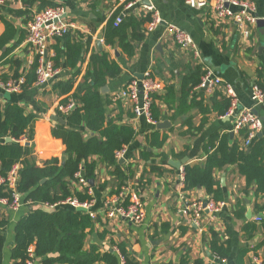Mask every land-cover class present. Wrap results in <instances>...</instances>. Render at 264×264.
Returning a JSON list of instances; mask_svg holds the SVG:
<instances>
[{
	"label": "crops",
	"instance_id": "0c3cea01",
	"mask_svg": "<svg viewBox=\"0 0 264 264\" xmlns=\"http://www.w3.org/2000/svg\"><path fill=\"white\" fill-rule=\"evenodd\" d=\"M126 2L134 5L127 10ZM53 5L64 6L66 18L75 23L76 27L68 32V38L71 43L82 44V61L77 68L66 65L65 40H51L48 46L50 58L60 69L57 80L45 87L37 86L34 81L28 89L17 93L4 92L0 87V105L3 107L8 101H15L27 113L35 114L33 127L26 133L27 139L23 140L24 135L20 143L30 146L32 158L37 165L43 166L47 158L61 159L64 155L65 145L52 135L53 127L60 123L54 117L64 118L58 106L74 99L72 93L84 81L93 55L106 53L110 61L120 66V74L110 77L107 90L101 93L107 100L108 115L119 117V124H129L135 129L134 140L126 146L123 157L117 158L118 170L128 178L122 182L115 166L94 156L92 159L97 162L95 180L86 179L81 171L79 173L89 182L88 186L78 180L69 182L72 194L83 192L92 196L88 201H91L96 218L86 248L96 245L105 252L121 246L137 264H182L184 260L193 264L198 258L210 264L215 259L210 242L216 233L218 240L231 249L225 264H264V195L256 194L254 183L247 186L246 177L240 173L237 163L217 167L213 172L226 202L222 211L215 215L206 214L198 224L182 211L187 202L211 196L204 187L186 188L180 179L186 165L205 164L211 151V139L229 133L245 147L244 130L233 132L235 117L227 115L228 97L220 85L200 84L193 88L187 103L178 108L182 78L195 65H201L203 71L211 70L214 76L233 84L240 107L253 105L251 84L258 83L264 89V0H256L260 20L249 38L243 37L232 21L216 20L210 13L187 6L183 0H4L0 3V36L6 31V21L14 26L16 34L0 49V80L4 81L3 77L8 81L21 76L26 79L36 76L37 56L26 42V22L33 13ZM118 10L122 18L132 14L139 20L145 19L138 31L142 38L132 42L135 44L133 55H129L117 41L115 44L105 41L106 28ZM155 12L163 22L148 30ZM166 23L177 24L192 35L203 63L197 62L191 53L177 44ZM130 32L132 34L129 29ZM148 71L161 85L154 95L153 105L158 116L154 123L136 116L130 100L116 97L131 79L142 78ZM74 76L72 92L60 95L53 89L56 81H66ZM257 111L264 118V108L259 106ZM159 122L167 124L159 128ZM39 126L47 128L49 135L41 142L38 140ZM259 134L264 136V127ZM164 137L166 140L159 146L157 142ZM43 150L51 151L50 156L43 157ZM172 161L182 164L177 167ZM6 173L1 172L0 162V175ZM134 192L145 209V219L141 223L113 210L121 194L129 196ZM29 209L30 206L24 205L15 210L0 203V219L9 222L5 231L3 264H13L15 227ZM258 215L262 217L260 221L255 219ZM249 225L255 228L248 229ZM34 264H39V259Z\"/></svg>",
	"mask_w": 264,
	"mask_h": 264
},
{
	"label": "trees",
	"instance_id": "16d2710c",
	"mask_svg": "<svg viewBox=\"0 0 264 264\" xmlns=\"http://www.w3.org/2000/svg\"><path fill=\"white\" fill-rule=\"evenodd\" d=\"M119 12L118 10L114 14L106 28L105 41L108 44H115L117 41L129 55H133L135 44L132 42L142 38L138 31L145 19L139 20L131 14L122 18V21L114 26ZM129 29L132 34L129 33ZM15 34L14 26L6 21V31L0 36V49L9 44ZM68 37V33L61 37L65 40V63L77 68L78 63L82 61L83 46L81 43H71ZM120 71V66L115 61H110L106 53L93 55L84 81L72 93L76 101L75 108L64 116L66 124L58 123L52 129V135L61 139L65 145L64 155L61 159L47 158L43 166L37 165L32 158L31 147L20 143V139L28 133L29 129H32L36 119L35 114L27 113L15 101H8L3 107L0 105L1 172L6 173L13 164L20 162L18 188L23 195V200L36 204L35 207H30L29 212L16 224L15 244L11 255L13 264H27L29 260L37 259L39 264L120 263V258L114 250L101 252L96 245L86 248L88 234L94 228V219L88 211L78 210L69 204H59L54 208L48 206L64 201L71 195H75L81 202L91 200L92 196L87 193L72 194L69 182L78 180L76 174L81 171L86 179L95 180L97 162L92 159L94 156H99L102 162L115 166L116 174L122 182L128 178L126 174L118 170L120 166L116 152L134 140L135 129L129 124H119L117 121L120 120L119 117L108 115L107 100L100 91L108 79L118 76ZM204 72L201 65H195L189 69L188 74L183 76L179 109L182 104L187 103L193 88L202 83ZM75 73L77 74L78 71L76 70ZM3 79L6 80L4 77ZM35 80L36 76L26 79L23 90L28 89ZM74 84L75 76L66 81H56L53 89L60 95H64L72 92ZM227 102V108H229L228 98ZM152 117L153 120H158L154 105H152ZM7 137L12 140L6 141ZM47 137H49L48 129L39 126L38 140L41 142ZM165 140L166 137L157 144L160 146ZM231 140L233 143H230ZM209 147L211 151L208 152L203 166L186 165L184 167L186 188L204 187L215 201H222L223 192L221 187L217 186L214 169L237 163L240 173L246 177L247 186L254 183L256 194L264 195V136L258 135L251 146L243 148L228 133L213 137ZM50 153L51 151L43 150L42 156L49 157ZM44 178L46 181L41 183ZM8 224L7 219H0V264H3L5 231ZM249 228L254 229L255 226L249 225ZM213 236L210 249L214 256L228 258L230 246L221 243L216 233H213ZM31 247H33V255L30 253ZM119 250L125 257L126 264H137L124 247L119 246ZM182 264H188V262L184 260ZM193 264H205V262L198 258L193 261ZM210 264L220 263L214 261Z\"/></svg>",
	"mask_w": 264,
	"mask_h": 264
},
{
	"label": "built area",
	"instance_id": "2783aa9c",
	"mask_svg": "<svg viewBox=\"0 0 264 264\" xmlns=\"http://www.w3.org/2000/svg\"><path fill=\"white\" fill-rule=\"evenodd\" d=\"M4 0H0L2 3ZM184 3L196 10L210 13L216 20L232 21L235 23L237 30L245 38H249L253 27L260 20L256 13V0H183ZM125 9L129 10L134 3L126 2ZM152 9L153 6H147ZM122 21L121 16H117L114 25L117 26ZM163 22L158 12L153 14V20L148 26V30L155 29ZM167 30L171 33L177 44L185 51L192 54L193 58L203 63L200 49L193 39L192 35L174 23H166ZM76 27L75 23L66 18V9L62 5L48 6L40 11L33 13L26 22V42L31 46L37 56L36 80L35 84L39 87H45L52 81L57 80L60 69L54 65L50 58L49 42L59 39ZM26 83L24 76L12 78L8 81L0 80V87L12 93L22 91L23 85ZM203 85L217 86L220 85L223 93L228 97L230 107L227 115L235 117L233 132L236 133L244 130V146L252 145L258 134L264 127V118L256 111L259 106L264 108V89L253 82L251 84V99L253 105L251 107H240L238 93L233 84L224 81L220 76H214L211 70H207L202 76ZM161 89V85L154 79L151 71L146 72L142 78L135 77L131 79L117 94V98L128 99L133 104V112L136 116H143L149 122L154 123L152 117V105L155 93ZM76 106L75 99L71 98L67 103L58 106V110L65 116L68 115ZM27 139L26 135L23 140ZM22 140V139H21ZM126 151V146L116 152L117 158H122ZM21 163L16 162L11 166L5 175H0V203L7 205L12 209H19L24 205L35 207L32 201L23 200V195L20 192L18 185L20 182ZM80 184L88 186L89 182L80 175L76 174ZM182 182H185L184 171L180 177ZM89 193L91 191L89 190ZM91 201L81 202L75 196H70L66 200L48 205L54 208L59 204H69L73 207H85L90 216L96 218V213L91 210ZM226 206V202L215 201L212 196L205 199H197L187 202L182 208L185 215L198 224L200 219L206 214L215 215L222 211ZM113 210L116 214L127 219L134 220L136 223H141L145 219V209L137 192L128 195L121 194L120 199L114 203ZM260 221V215L255 218ZM114 251L120 258L119 264H126L125 257L121 254L118 248ZM30 253L33 255V247L30 248ZM214 261L220 264H225L227 259L219 256H214ZM35 260H29L27 264H34Z\"/></svg>",
	"mask_w": 264,
	"mask_h": 264
},
{
	"label": "water",
	"instance_id": "95a60500",
	"mask_svg": "<svg viewBox=\"0 0 264 264\" xmlns=\"http://www.w3.org/2000/svg\"><path fill=\"white\" fill-rule=\"evenodd\" d=\"M107 86L105 85L104 87H102L101 89V92H105L107 90ZM258 113V111H256ZM55 121H59L60 123L62 124H65L66 123V120L62 117H59L58 115L54 117ZM167 123H163V122H159L157 123V126L160 128V127H164ZM260 135V134H259ZM12 139L10 137H7L6 138V141H11ZM173 165L177 166V167H180L182 162H175V161H172L171 162ZM46 181V178L42 179L41 180V183H44ZM91 182H93V180H90ZM78 210H85L86 211V208L85 207H78Z\"/></svg>",
	"mask_w": 264,
	"mask_h": 264
}]
</instances>
